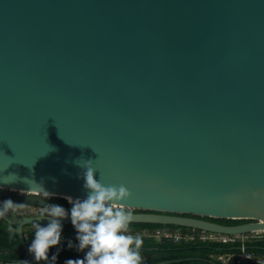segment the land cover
Here are the masks:
<instances>
[{
	"label": "water",
	"instance_id": "95a60500",
	"mask_svg": "<svg viewBox=\"0 0 264 264\" xmlns=\"http://www.w3.org/2000/svg\"><path fill=\"white\" fill-rule=\"evenodd\" d=\"M88 160L132 222L264 230V0H0V198L70 212Z\"/></svg>",
	"mask_w": 264,
	"mask_h": 264
},
{
	"label": "clouds",
	"instance_id": "9594fccd",
	"mask_svg": "<svg viewBox=\"0 0 264 264\" xmlns=\"http://www.w3.org/2000/svg\"><path fill=\"white\" fill-rule=\"evenodd\" d=\"M90 164L91 160L86 161L83 173V187L88 190L86 198L73 200L69 197L72 204L70 212L60 205H45L41 218L48 217L49 222L45 226L34 222V239L29 252L37 262L48 261L49 249L61 241V219L70 215L77 232L78 250L87 251L82 259H69L65 264H141L143 240L139 235L129 233L133 214L122 203L132 193L123 184L104 185L95 178L96 169ZM17 207L13 200H3L0 202V217ZM51 259L55 261L56 256ZM20 264H29V261H21Z\"/></svg>",
	"mask_w": 264,
	"mask_h": 264
},
{
	"label": "trees",
	"instance_id": "16d2710c",
	"mask_svg": "<svg viewBox=\"0 0 264 264\" xmlns=\"http://www.w3.org/2000/svg\"><path fill=\"white\" fill-rule=\"evenodd\" d=\"M67 199V198H66ZM65 203L68 202L65 200ZM231 220L229 224H239L249 221L248 219H227ZM34 225V224H32ZM45 226L47 224H41ZM25 226V232L26 228ZM159 227H170V228H183L184 230L189 229V227L178 226L173 224H160V223H149V222H131L129 224V233L133 235H139L143 244L140 249L142 262L141 264H152L163 259L170 257L178 258L180 256L201 254L206 258H211L210 255H217L214 258L219 264H224L218 259V255L224 253H236L240 250L231 249L232 247L241 246L242 242H219V241H181V242H169V241H157L153 238H146L141 236L140 231L144 229L153 230ZM77 232L72 224H62L61 241L58 245L52 246L49 249L48 256L49 262L52 264H65L69 259H82L85 255L86 249L84 251L78 250L79 241L76 239ZM33 235L27 236V242L30 245ZM69 242H71V247H69ZM245 246L248 251L254 252L257 255H264V249L259 246H264V238L258 240L246 241ZM153 249L149 250L148 248ZM155 247H159L158 250ZM221 248V249H219ZM24 248L21 244L19 237L17 236L14 227L8 222L0 219V261L3 262H17L21 261L24 257ZM56 256V260L52 261V256ZM34 263L37 264L36 261ZM228 264H238L237 257H232ZM254 264V263H247Z\"/></svg>",
	"mask_w": 264,
	"mask_h": 264
},
{
	"label": "built area",
	"instance_id": "2783aa9c",
	"mask_svg": "<svg viewBox=\"0 0 264 264\" xmlns=\"http://www.w3.org/2000/svg\"><path fill=\"white\" fill-rule=\"evenodd\" d=\"M143 237L153 238L157 241H169V242H194V241H219V242H242V248L236 253H224L218 256V259L224 264H228L232 257H237L238 264H264V255H257L254 252L245 249L246 241L261 239L258 235L253 234L254 232L245 234H222L210 232L197 228H190L184 230L183 228H170V227H159L153 230L144 229L142 230ZM264 238V237H262Z\"/></svg>",
	"mask_w": 264,
	"mask_h": 264
},
{
	"label": "flooded vegetation",
	"instance_id": "af4514ba",
	"mask_svg": "<svg viewBox=\"0 0 264 264\" xmlns=\"http://www.w3.org/2000/svg\"><path fill=\"white\" fill-rule=\"evenodd\" d=\"M11 191V192H18V193H22V194H30V193H25V192H21V191H16V190H11V189H4V188H0V191ZM54 198H52V200H53ZM3 200H6V199H2V198H0V202H2ZM68 200V199H67ZM54 202H57V203H60V204H63V205H67L66 203H65V199H59L58 201H55V200H53ZM16 203V202H15ZM17 205H18V207L19 206H22V205H24V204H19V203H16ZM35 207V206H34ZM38 208H42V207H38ZM45 209V208H44ZM45 210H40L39 212H36V213H34V214H27V215H38V214H42L43 212H44ZM207 220H211V221H215V222H220V223H223V224H229V222H231V220H227V219H219V218H206ZM141 248H143V247H141ZM146 248H148V247H146ZM150 248H152V247H150ZM158 248L159 247H155V249H157L158 250ZM153 249V248H152ZM210 256H212V255H210ZM191 257H195V258H200V259H210V258H206V257H204L203 255H201V254H198V253H196V254H193V255H186V256H180V257H178V258H175V257H170V258H167V259H163V260H160V261H158V262H155V263H160V262H164V261H168V260H173V259H182V258H191ZM215 260V259H214ZM187 261H184V262H177V263H170V264H185ZM192 262H196V261H192ZM200 262V264H203L204 262H202V261H199ZM155 263H152V264H155Z\"/></svg>",
	"mask_w": 264,
	"mask_h": 264
},
{
	"label": "rangeland",
	"instance_id": "374dc122",
	"mask_svg": "<svg viewBox=\"0 0 264 264\" xmlns=\"http://www.w3.org/2000/svg\"><path fill=\"white\" fill-rule=\"evenodd\" d=\"M52 198H54L53 200L58 201L59 199H61V197H55L52 196ZM66 198V197H65ZM67 202H69L67 199H65ZM40 210H45L44 208H38V207H34V206H29V205H22L16 208V212L23 214V215H27V214H34L36 212H39ZM34 225H30L27 226L26 228V236L32 234L34 239ZM140 234L143 235V232L140 231ZM253 234L258 235L259 237H264V230L262 231H255ZM144 236V235H143ZM221 255V254H220ZM219 256V255H218ZM214 258H217V255L214 254L213 255Z\"/></svg>",
	"mask_w": 264,
	"mask_h": 264
},
{
	"label": "bare ground",
	"instance_id": "6f19581e",
	"mask_svg": "<svg viewBox=\"0 0 264 264\" xmlns=\"http://www.w3.org/2000/svg\"><path fill=\"white\" fill-rule=\"evenodd\" d=\"M64 197H66L67 199L70 197V198H72L73 200H75V198L72 197V196H64ZM68 201H69V200H68Z\"/></svg>",
	"mask_w": 264,
	"mask_h": 264
},
{
	"label": "crops",
	"instance_id": "0c3cea01",
	"mask_svg": "<svg viewBox=\"0 0 264 264\" xmlns=\"http://www.w3.org/2000/svg\"><path fill=\"white\" fill-rule=\"evenodd\" d=\"M210 259H214L213 255L211 256V258H210Z\"/></svg>",
	"mask_w": 264,
	"mask_h": 264
}]
</instances>
